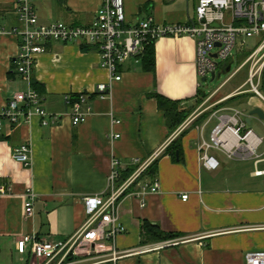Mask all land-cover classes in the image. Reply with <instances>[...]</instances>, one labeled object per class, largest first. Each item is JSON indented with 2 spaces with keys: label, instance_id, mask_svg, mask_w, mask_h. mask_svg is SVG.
Masks as SVG:
<instances>
[{
  "label": "crops",
  "instance_id": "crops-1",
  "mask_svg": "<svg viewBox=\"0 0 264 264\" xmlns=\"http://www.w3.org/2000/svg\"><path fill=\"white\" fill-rule=\"evenodd\" d=\"M125 1V17L130 23L147 16L157 23L184 22L193 16L195 4V0H181L183 8L164 11L162 0H138L135 8H131L130 0ZM100 2L32 0L41 23L74 25L90 24ZM14 9L15 0H0V109L14 93L28 87L14 59L19 37L9 32L18 24ZM248 40L254 47L255 40ZM153 49V70H145L141 58L126 61L120 67L121 79L111 82L110 94L104 98L95 93L98 83L109 81L106 70L100 67L95 44L49 41L45 51L36 56L30 85L38 90L42 107L60 117L47 126L41 125L38 116L20 123L2 119L0 184L10 187L11 192L0 194V253L8 247L11 259L40 264L30 245L23 253L16 250L17 238L35 234L46 240L68 239L87 219L83 197L110 191L113 159H118L121 171L137 164L132 160H144L159 149L154 174L138 180H156L159 191L140 196L144 200L141 206V198L132 194L139 190L135 182L118 201L119 221L125 230L113 241L104 239L95 248L92 244L83 246L79 254H68L62 260L58 255L48 264H244L245 252L264 250V229L253 228L264 224V185L255 181L260 175L253 174L254 163L245 175L243 168H232L228 158L212 150L220 165L206 169L199 162L197 147L201 138L208 137L216 117L214 122L211 114L199 118L206 109L200 108L203 101L171 130L152 95L157 92L180 100L182 105L195 102L202 86L195 69L194 40L189 36L162 37L153 42ZM238 88L222 100L235 95ZM81 92L87 97L89 110L82 122L73 125L67 98H76ZM255 106L264 110L263 104H250V108ZM111 115L119 122L112 124ZM247 116L244 113L243 118L249 126L252 116L249 122ZM112 132L119 136L113 137ZM173 139L180 147V155L176 152L175 158L164 152ZM24 142L31 148L29 166L12 158V149ZM261 146L256 167L264 171L258 167L264 162V141ZM28 188L35 195L30 216L25 215L23 207ZM183 194H187L186 199L181 198ZM144 221L157 227L161 235L147 229L142 233ZM165 234L176 235L160 237ZM112 242L116 251L129 252L113 260ZM88 248L90 254L86 253ZM6 261L0 256V264Z\"/></svg>",
  "mask_w": 264,
  "mask_h": 264
},
{
  "label": "built area",
  "instance_id": "built-area-1",
  "mask_svg": "<svg viewBox=\"0 0 264 264\" xmlns=\"http://www.w3.org/2000/svg\"><path fill=\"white\" fill-rule=\"evenodd\" d=\"M15 16L17 25L9 32L19 37L18 52L15 56L16 69L28 83L24 91H18L6 101L0 109V125L2 119L10 123L28 122L33 116H38L43 126L55 123L60 115L47 112L41 105V97L36 89L30 85L31 71L35 65V58L45 51L49 41L79 42L85 41L97 46L100 55V67L106 70L108 82L98 83L95 93L100 98L110 94L112 81L121 79L120 67L126 61L140 60L145 48L158 38L189 36L195 45V69L198 77H207L212 72L223 70L227 60L233 56L237 38L240 45L248 39H254L255 45L246 55L243 64H248V75L245 83L248 89L264 102V94L260 91V76L264 67V0H195L193 16L184 22L157 23L152 17L130 23L126 20L124 0H101L90 24H66L61 21L41 23L32 4V0H15ZM218 44V45H216ZM215 54V56H213ZM238 67V68H239ZM233 70L226 79L232 76ZM225 79V80H226ZM240 88L235 93L243 92ZM71 102V122L77 125L85 119L89 106L85 105V93H78ZM85 105V106H84ZM216 122L211 127L208 137L201 138L197 150L199 162L209 170L217 169L220 165L218 157L212 152H221L226 158H252L254 175H262L264 171L256 164L261 160L258 153L264 136L257 135L245 120L242 110L236 107L223 106L211 113ZM111 123L119 122L111 115ZM113 137L118 133H111ZM30 144L21 143L12 149V158L23 166L31 164ZM160 149L144 160L134 159L137 163L133 172L116 185L119 178L120 162L112 160L113 169L109 175L110 191L103 195L83 197V204L87 219L71 237L66 240H46L37 238L35 234L22 235L15 241V248L19 253L25 252L27 246L40 264H48L56 256L60 260L68 254L77 255L83 246L95 248L104 239L113 241L116 234L125 230L119 221L117 204L119 199L129 192H124L130 185L136 184L139 190L132 194L143 196L147 192L159 191V183L140 180L142 172L160 154ZM116 185V186H115ZM11 192V188L0 184V194ZM141 198V197H140ZM182 199L187 194L181 195ZM35 195L27 189L23 203L24 213L30 216L33 212ZM140 205L144 200L140 199ZM253 228L264 229L263 225ZM90 248L87 254H90ZM129 251H116L112 242V259H116ZM244 264H264V250H253L244 253Z\"/></svg>",
  "mask_w": 264,
  "mask_h": 264
},
{
  "label": "rangeland",
  "instance_id": "rangeland-1",
  "mask_svg": "<svg viewBox=\"0 0 264 264\" xmlns=\"http://www.w3.org/2000/svg\"><path fill=\"white\" fill-rule=\"evenodd\" d=\"M124 4H126L125 0H124ZM129 4L131 8H135L138 4V0H130ZM183 7H184V4L182 3L181 0H162L161 1V8L164 11L178 10L179 8H183ZM143 12L144 11H142V13ZM240 40H241V37H238L236 48L233 50V56L227 60V62L230 63V70L226 72H222L218 69L216 71L219 73L218 76H215L213 79H211V76L208 75L204 80L200 81L202 89L208 93L207 97L204 99V104L200 107V108H206L205 111L212 110L211 113H213L214 111L219 109L221 106L217 107L216 109H214L213 106L223 101L222 100L223 96L228 94L230 90L236 87H239L241 90H244V92L247 93L245 97L229 100L228 102H224L222 106H233V107H236L242 110L243 113H248V111L251 109L250 104L252 102H257L259 104L264 105V102L258 96H256L250 91H246L249 87L248 84L245 83L247 75H248V64L241 65L232 76L226 79L227 76L243 62L246 55L253 48V45L250 43L249 40H247L245 44L243 45H240L238 43ZM211 113H209L205 118H207ZM251 119L252 120L249 123V127H251L257 135L264 136V122L259 120L256 116H252ZM214 121H215V118L212 120V122ZM207 129H209V126ZM262 148L263 146L259 148L258 153L262 151ZM227 161L229 162L232 168L234 167L238 170L243 168L245 170V175L247 174L248 170L253 169V159L252 158H246V159L231 158V159H227ZM258 167L264 168V162L259 163ZM255 181H258L259 183L264 185V174L256 178ZM0 256H3V257L5 256V260L7 258L6 264H22L18 260H16L15 257L14 259H11L10 249L8 247L2 248Z\"/></svg>",
  "mask_w": 264,
  "mask_h": 264
},
{
  "label": "trees",
  "instance_id": "trees-1",
  "mask_svg": "<svg viewBox=\"0 0 264 264\" xmlns=\"http://www.w3.org/2000/svg\"><path fill=\"white\" fill-rule=\"evenodd\" d=\"M86 47L87 46H82L83 49H85ZM141 63H142V66L145 70H149V71L153 70V68H154L153 43H151L150 45H148L145 48V51L141 56ZM228 63L229 62L226 63V65L223 67V69H225L227 67ZM259 88H260V91L264 94V67L262 69L261 76H260ZM37 92H38V90H37ZM243 94L246 95L247 93H241V94L239 93L236 95H232V96L226 98L225 100L221 101L217 105L213 106V108L216 109L217 107L222 106L224 104V102H228L229 100H233V99H235V98H237ZM152 95L157 100L158 108L163 111L167 127L169 129L173 130L193 111L195 106H197L198 104H200L201 102L204 101V99L207 97L208 93L203 91L202 89H198L195 102H193L191 106H189L188 104L182 105L180 100L170 99V98L165 97V96H163L157 92L152 93ZM74 99H75V96H72L70 101H73ZM211 112H212V110H206V111L204 110L201 113V115L199 116V118L201 120H203ZM164 152L165 153L169 152L174 158H175L176 152L180 155V147H179L178 140L173 139L171 142H169L168 145L164 148ZM155 164H156V160H154L142 172L141 177H144L147 175L150 176V175L154 174ZM136 166H137L136 164L129 165V166L125 167V169L121 170L119 173V178L116 181V183H120L121 181L125 180L133 172V170L136 168ZM133 185L134 184L130 185V187L124 192V194L126 192L131 191ZM146 229L149 232H153V233H157L158 235H161V234H159V229L157 227L153 226L152 224H150L147 221H144L142 223V226H141V232L143 233L144 231H146ZM175 235L176 234H165V235H162L160 237L161 238H168V237H173Z\"/></svg>",
  "mask_w": 264,
  "mask_h": 264
},
{
  "label": "water",
  "instance_id": "water-1",
  "mask_svg": "<svg viewBox=\"0 0 264 264\" xmlns=\"http://www.w3.org/2000/svg\"><path fill=\"white\" fill-rule=\"evenodd\" d=\"M216 45H218V44H216ZM213 56H215V54H213ZM229 69H230V65H227V67L225 68V71L223 70L222 72L229 71ZM218 75H219L218 72H216V73L212 72L210 74L211 79H213L215 76H218ZM204 79H205V77H201V80H204ZM253 115L257 116L260 120L264 121V110L261 107L255 106V107L251 108L248 111V116L246 118V121L249 122L250 117L253 116Z\"/></svg>",
  "mask_w": 264,
  "mask_h": 264
}]
</instances>
